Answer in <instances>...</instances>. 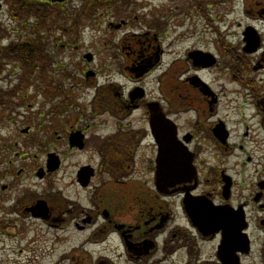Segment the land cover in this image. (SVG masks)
Listing matches in <instances>:
<instances>
[{"label":"flooded vegetation","instance_id":"af4514ba","mask_svg":"<svg viewBox=\"0 0 264 264\" xmlns=\"http://www.w3.org/2000/svg\"><path fill=\"white\" fill-rule=\"evenodd\" d=\"M36 3L50 6L59 2L37 0ZM2 4L5 0H0V9ZM242 5L250 26L264 20V0H243ZM122 23L125 22L121 20ZM258 36L260 47L253 53H246L243 47L236 53L232 46L224 47L214 38L211 42L200 40L198 48L185 49L179 58L172 55L171 41L165 48L161 47L165 35L155 27L149 32L131 33L135 41L120 43L122 62L114 66L115 70L104 69L106 76L93 101L98 104L97 112L93 116H80L82 123H77L73 116L75 122L63 134L56 133L55 150L46 153V157L49 152L56 157H53L54 170H47L45 157L34 174L35 181L25 184L18 182L25 174L19 163L13 174V162L21 158V153L14 156L18 157L15 161L8 160L5 167L8 172L0 178V241L4 233L11 238L6 231L15 222L8 217L16 215V228L25 223L35 224L51 235L48 239L51 252L63 248L50 264H264V162L260 169L253 170L259 178L254 180L247 200L243 197L238 203L234 202L237 196L233 193L235 180L231 173L235 167L226 162L232 155L244 164L264 160L263 155L252 154L264 152V78L255 81V75L264 71V33ZM191 50L211 56L200 54L199 59L192 60ZM223 54L226 59L221 62ZM164 58L168 59L164 61ZM140 66L143 71L138 69ZM173 69L185 100L181 109L193 114L183 116L180 124L175 116L177 105L169 96L170 83L165 86V81H171ZM167 74L156 96L145 82L148 77L161 81ZM210 74L215 75L214 79L226 76L239 83L253 111L250 118L254 128L241 120L240 130L237 127L229 130L226 119L214 116L222 94L212 88L213 82L206 78ZM153 101H158L165 116L176 126L166 122L152 124L163 128L158 129L159 134L163 133L168 144L173 142L180 151L171 155L174 161L190 160L188 166L195 168L192 181L157 186L154 176L157 147L148 114V105ZM109 121L113 129L102 133ZM74 132L80 135L79 145L70 144L69 137ZM218 136L223 140L219 141ZM11 149L4 146L5 151ZM139 149L150 152L151 156L145 171H140L142 176L132 170L133 153ZM204 150L223 160L221 171L214 169L213 177L203 174ZM243 152L248 153L244 160L239 155ZM79 156L85 158L67 163L68 159ZM224 176L231 179L227 203L234 208L240 206L245 215L244 241L235 239L227 247L221 231L204 235L193 228L184 208L185 191L192 185L195 188L190 192L191 197L202 195L212 204H222L219 191ZM231 201L237 205H231ZM228 217L229 224L236 228L233 216L228 214ZM76 234L82 235L79 241L72 238ZM51 252L48 254L52 256Z\"/></svg>","mask_w":264,"mask_h":264},{"label":"rangeland","instance_id":"374dc122","mask_svg":"<svg viewBox=\"0 0 264 264\" xmlns=\"http://www.w3.org/2000/svg\"><path fill=\"white\" fill-rule=\"evenodd\" d=\"M30 1L27 6L43 7L36 3L37 0ZM10 2L11 0H5L0 9V27L3 29L0 35H5L0 46L35 42L43 47L46 60L45 69L41 67L42 62L37 61L28 70L21 68L16 61H11L4 65V71L0 74V89L7 91L0 103V178H4L8 172L5 170L8 160L15 161L18 157L14 156L21 153V160L13 162V174L18 170L19 163V167L25 169V174L18 182L25 184L35 181L34 174L43 163L47 151L55 150L58 143L55 139L56 133L63 134L70 123L75 122L73 116L77 123H82L80 116H93L97 112L98 104L93 101L97 98V90L106 76L104 69L109 67V70H115L114 66L122 62L120 43L123 40L135 41L134 37H130L131 33L141 34L155 27L161 35H165L161 47L165 48L166 43L171 41L172 55L174 52L177 56H181L185 49L198 48L200 40L211 42L214 38L224 44V47L232 46L238 53L243 46L241 34L250 21L244 15L243 0H62L57 4H49L48 8H52L53 12L44 20L33 12H13L14 5L23 3L17 0L11 6ZM121 20L125 23L120 24ZM256 25L264 31V24L258 22ZM181 35L183 40H174ZM86 54L93 57L90 63L83 58ZM164 59L166 61L168 58ZM225 59L224 54L220 55L221 62ZM86 68L97 72L96 79H85L84 73L87 70H83ZM175 70L170 72L171 81H165V86L170 83L169 96L177 105L175 116L180 124L183 116L193 114L181 109L185 100L177 83L179 81ZM168 76L169 74L161 77V81L148 77L145 83L158 96L157 92ZM214 77V74L206 77L213 82L212 88L222 94L221 103L214 116L226 119L229 130L236 127L240 130L241 125L238 122L241 120L254 128L253 119L250 118L253 111L248 106L247 97L241 91L239 83L227 79L226 76L219 79ZM255 77L256 82L264 78V71ZM205 107L207 108L206 105ZM106 126L102 133L113 129L111 121ZM25 128L30 130L26 135L21 133ZM180 128L183 129L182 126ZM30 140H33L32 143ZM9 144L13 145V149L5 151L4 146ZM32 144L34 147H29ZM24 145L28 147L24 148ZM149 154L150 152L142 149L133 153L132 170L135 173L142 176L141 172L145 171V165L151 157ZM252 154L256 157L264 156L262 151ZM239 155L244 160L248 153ZM84 158H71L67 163ZM226 159L228 165L235 167L231 172L235 180L233 193L237 196L236 201L233 198L234 202L243 201V197L247 200L246 196L249 195L254 180L259 178L253 170L260 169L264 160L244 164L235 155ZM202 160L205 177H213L214 169L221 171L223 160L212 152L204 150ZM65 170L68 174L69 169ZM232 201L231 205H237ZM16 218V215L8 217L15 224L12 223L6 231L12 236L10 241L5 233L2 235L4 239L0 241V264H50L63 248L51 252V241H48L51 235L31 223L16 228ZM81 236L76 234L72 238L79 241ZM50 252L52 256L48 254Z\"/></svg>","mask_w":264,"mask_h":264},{"label":"water","instance_id":"95a60500","mask_svg":"<svg viewBox=\"0 0 264 264\" xmlns=\"http://www.w3.org/2000/svg\"><path fill=\"white\" fill-rule=\"evenodd\" d=\"M251 34L252 33L249 32V35H251ZM86 57L89 58V56H86ZM151 112H152V113H150L151 119H153V116H155V117L163 116L158 107L152 108ZM157 144H159V146H158V158H160L159 160H157V162H158V165L159 164L162 165L161 168L159 169L158 175H165L166 171H168V169H167V165H166L167 163L164 160V156H165L166 160L171 161L170 169L173 170L174 169L173 166L176 165L177 161H174L171 158V155L177 154V153L175 151L168 153L165 149L164 141L161 144L160 141L158 140ZM48 158L49 159H47V160L52 162L51 155H49ZM49 169H52V168L49 167ZM158 178H161V180H162L161 176H158ZM186 202H189V201H186ZM187 206H188V209L191 210L192 216L197 218L200 222L205 221L204 223H216V224H218V226H220V228L224 227L228 233H229V231L230 232L233 231L234 228H232V226H230L231 224H229V221H228L229 217H228V214H226L227 213L226 208H220L219 211L213 212V214H212L213 209L211 207H208V204L206 206V204H201V202L199 203L196 201L193 204L189 203ZM214 209H217V208H214ZM213 217L218 219V220H214ZM233 219H234V225L236 226L235 231L237 234V233H239V229H238L237 224H235V222L239 219V217H237V216L235 217L233 215Z\"/></svg>","mask_w":264,"mask_h":264},{"label":"trees","instance_id":"16d2710c","mask_svg":"<svg viewBox=\"0 0 264 264\" xmlns=\"http://www.w3.org/2000/svg\"><path fill=\"white\" fill-rule=\"evenodd\" d=\"M22 3L23 5H17V8L15 9L16 12H19V9L23 10L27 7L24 2ZM40 45L41 44L37 45L35 42H24L20 44H13L5 49H2V53L0 55V72L4 63H9L11 61H19L24 68L32 67L37 61H46L45 54L43 53V47ZM5 95L6 92L0 89V103H2L3 100L1 99H3V96Z\"/></svg>","mask_w":264,"mask_h":264}]
</instances>
